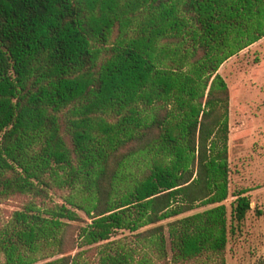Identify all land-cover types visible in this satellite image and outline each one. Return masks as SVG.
I'll return each mask as SVG.
<instances>
[{"label":"trees","instance_id":"16d2710c","mask_svg":"<svg viewBox=\"0 0 264 264\" xmlns=\"http://www.w3.org/2000/svg\"><path fill=\"white\" fill-rule=\"evenodd\" d=\"M262 38L264 0H0V198L70 190L13 213L2 264H227L219 69ZM248 192L234 195L232 229ZM77 210L90 220L71 253Z\"/></svg>","mask_w":264,"mask_h":264},{"label":"rangeland","instance_id":"374dc122","mask_svg":"<svg viewBox=\"0 0 264 264\" xmlns=\"http://www.w3.org/2000/svg\"><path fill=\"white\" fill-rule=\"evenodd\" d=\"M230 88V196L229 208L231 232L226 252L227 264H264V38L227 60L219 69ZM147 161L137 154L128 161L130 172L138 174ZM248 189L252 210L246 220L232 229V202L235 193ZM70 193L68 188L51 189L47 195H13L0 198V228L13 213L32 202L41 208H52L64 203ZM203 206L191 213L202 211ZM80 219L70 222L65 230L64 249L71 253L77 246L81 227L90 220L81 210ZM119 231L117 237L129 235ZM60 255L56 256L59 257ZM5 256L0 252V264ZM42 262V261H41Z\"/></svg>","mask_w":264,"mask_h":264}]
</instances>
